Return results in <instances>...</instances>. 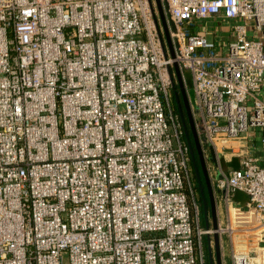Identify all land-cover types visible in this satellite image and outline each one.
Listing matches in <instances>:
<instances>
[{
	"label": "built area",
	"instance_id": "built-area-1",
	"mask_svg": "<svg viewBox=\"0 0 264 264\" xmlns=\"http://www.w3.org/2000/svg\"><path fill=\"white\" fill-rule=\"evenodd\" d=\"M161 3L174 57L156 0H0V264H206L215 233L230 264H264V0ZM176 63L226 208L216 230Z\"/></svg>",
	"mask_w": 264,
	"mask_h": 264
},
{
	"label": "water",
	"instance_id": "water-1",
	"mask_svg": "<svg viewBox=\"0 0 264 264\" xmlns=\"http://www.w3.org/2000/svg\"><path fill=\"white\" fill-rule=\"evenodd\" d=\"M156 4H157V8H158V12L161 18V21L164 25V29H165V33H166V40L167 43L170 47V51H171V55L172 57H174V52H173V48H172V43H171V39H170V35L168 33V27L166 24V19H165V12H164V8L162 6L161 0H156ZM157 22V21H156ZM174 70L176 73V78H177V85L174 83V90H175V97H176V103L178 106V109L181 113V117H182V121L184 124V128L186 131V135H187V139L191 145V152H192V157L195 160V153L199 159L200 165H201V173H202V177L204 178L205 181V185L207 187V191H208V199L209 201L206 200V197L204 196V206H205V219H206V227H210V223L208 222V208H207V202H209L210 205V214L213 220L212 223V227L214 230H216L218 228V220H217V215H216V203H215V197H214V190L211 184V180L207 171V167H206V158L203 152V146L201 144L200 138L198 136L196 127H195V123H194V119H193V115H192V111H191V107H190V103H189V97H188V93L185 87V83H184V79L181 73V69L179 67V65L176 63L174 65ZM179 88L180 94H181V99L178 96V91L177 89ZM184 111L186 114V118L188 120V124L191 130V134H192V139L190 138L188 131H187V127H186V121H185V116H184ZM195 150H194V148ZM196 174L198 177V181L199 183L201 182V175L199 172V169L196 167ZM209 239V237H208ZM214 244H215V256H213L212 251H210V260H211V264H223L222 263V254H221V244H220V237L217 233L214 234Z\"/></svg>",
	"mask_w": 264,
	"mask_h": 264
},
{
	"label": "rangeland",
	"instance_id": "rangeland-1",
	"mask_svg": "<svg viewBox=\"0 0 264 264\" xmlns=\"http://www.w3.org/2000/svg\"><path fill=\"white\" fill-rule=\"evenodd\" d=\"M203 25L202 27H205V29H208L209 31H216L217 34H221L223 39H224V43L227 44L228 43V38H229V26H224L223 23H220L218 21H216V23L213 21V19L207 20L202 22ZM201 25V23H200ZM227 28V30L225 29ZM200 27H197L195 30H200ZM209 40H214L215 37L213 35L208 36ZM185 85H186V89L190 92L189 97H193V81L191 78V74L189 71H186L185 74ZM197 107H195V110ZM206 158V157H205ZM213 162H211L210 160H208L206 158V167H207V171L208 174L210 176V170H212L213 167ZM239 166V159H233L230 163H224L223 164V168L224 169H229V168H238ZM195 179V178H194ZM212 184V183H211ZM194 193H195V199H196V203L198 204L199 207V211L201 214V198H200V194L196 189V180H194ZM213 187V185H212ZM214 189V188H213ZM218 193H215L214 190V197H215V203H216V215H217V220L218 223H223L226 224L227 223V218H226V208H225V204L223 202H221L219 200V198L217 197ZM235 201L238 203H244L246 201V198L242 195H238L237 197H235ZM209 222L210 225L212 226L213 220L211 215H209ZM221 254H222V263L223 264H230L231 263V249H230V243H229V239L228 237L225 235L222 239L221 242Z\"/></svg>",
	"mask_w": 264,
	"mask_h": 264
},
{
	"label": "trees",
	"instance_id": "trees-1",
	"mask_svg": "<svg viewBox=\"0 0 264 264\" xmlns=\"http://www.w3.org/2000/svg\"><path fill=\"white\" fill-rule=\"evenodd\" d=\"M177 91H178V96L181 99V94H180L179 88L177 89ZM177 112H178V114L181 117V113H180V111L178 109V106H177ZM184 116H185V121H186V127H187L188 134H189L190 138L192 139V134H191V130H190V127H189V124H188V120L186 118L185 111H184ZM181 120H182V117H181ZM184 136L187 138L185 128H184ZM193 148H194V146H193ZM194 150H195V148H194ZM192 166H193V169H194V172H195L196 189H197V191L200 194V198L202 197V194L203 193H201L202 191H201V188H200V185H199V181H198V177H197V174H196V167L199 169V172H200V175H201V182H202V185H203V188H204V193L208 197V193H207L206 186H205V183H204L205 181H204V178L202 177V173H201V165H200V162H199V159H198L196 153H195V160L192 157ZM200 202H201V223H202V226L206 227L205 206H204V203H203L202 198H201ZM203 242H204L205 261H206V264H211V261H210L209 241L205 237V239H204Z\"/></svg>",
	"mask_w": 264,
	"mask_h": 264
},
{
	"label": "flooded vegetation",
	"instance_id": "flooded-vegetation-1",
	"mask_svg": "<svg viewBox=\"0 0 264 264\" xmlns=\"http://www.w3.org/2000/svg\"><path fill=\"white\" fill-rule=\"evenodd\" d=\"M204 183H205V182H204ZM199 185H200V188H201V191H202L201 193H203V194H202V197H201L202 200H203V203H204V196L206 197V200L209 201V199H208L209 197H207L206 194L204 193V188H203L202 183H199ZM205 186H206V185H205ZM206 190H207V187H206ZM207 193H208V191H207ZM203 195H204V196H203ZM207 203H208V204H207V208H208V211H209V212H208V219H209V215H211V214H210V205H209V202H207ZM210 261H211V260H210ZM214 264H215V263H214Z\"/></svg>",
	"mask_w": 264,
	"mask_h": 264
},
{
	"label": "crops",
	"instance_id": "crops-1",
	"mask_svg": "<svg viewBox=\"0 0 264 264\" xmlns=\"http://www.w3.org/2000/svg\"><path fill=\"white\" fill-rule=\"evenodd\" d=\"M238 195H242V196H244V197L246 198V195H245L244 193L239 192V193L236 194V197H237ZM246 199H247V198H246Z\"/></svg>",
	"mask_w": 264,
	"mask_h": 264
}]
</instances>
